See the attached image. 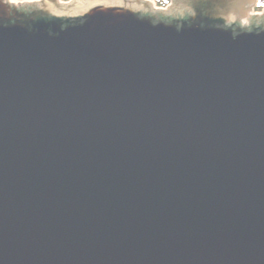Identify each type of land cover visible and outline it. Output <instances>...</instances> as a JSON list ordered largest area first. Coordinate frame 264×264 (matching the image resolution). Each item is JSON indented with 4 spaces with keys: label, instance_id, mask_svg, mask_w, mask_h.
Returning a JSON list of instances; mask_svg holds the SVG:
<instances>
[{
    "label": "water",
    "instance_id": "95a60500",
    "mask_svg": "<svg viewBox=\"0 0 264 264\" xmlns=\"http://www.w3.org/2000/svg\"><path fill=\"white\" fill-rule=\"evenodd\" d=\"M257 1L0 0V264H264Z\"/></svg>",
    "mask_w": 264,
    "mask_h": 264
},
{
    "label": "trees",
    "instance_id": "16d2710c",
    "mask_svg": "<svg viewBox=\"0 0 264 264\" xmlns=\"http://www.w3.org/2000/svg\"><path fill=\"white\" fill-rule=\"evenodd\" d=\"M10 1L16 2V3H23V2H30L34 0H10ZM149 1L154 5L155 8H158V9H163L167 7L170 2V0H149ZM263 10H264V0H258L254 12L260 13Z\"/></svg>",
    "mask_w": 264,
    "mask_h": 264
},
{
    "label": "flooded vegetation",
    "instance_id": "af4514ba",
    "mask_svg": "<svg viewBox=\"0 0 264 264\" xmlns=\"http://www.w3.org/2000/svg\"><path fill=\"white\" fill-rule=\"evenodd\" d=\"M38 1H40V0H34V1L23 2V3H35V2H38ZM9 2H10V3H14V4H23V3L11 2L10 0H9ZM257 2H258V1H257ZM256 5H257V4H256ZM170 6H171V2H170L169 5H168L167 7H165V8H168V7H170ZM255 7H256V6H255ZM255 7L253 8L252 12L250 13V17H251V16H255V15H257V14H255V12H254ZM165 8H163V9H165ZM241 25L247 27V26H249V22H248L247 20H243L242 23H241Z\"/></svg>",
    "mask_w": 264,
    "mask_h": 264
},
{
    "label": "rangeland",
    "instance_id": "374dc122",
    "mask_svg": "<svg viewBox=\"0 0 264 264\" xmlns=\"http://www.w3.org/2000/svg\"><path fill=\"white\" fill-rule=\"evenodd\" d=\"M146 1H149V0H146ZM150 2V1H149ZM60 3H69V0H60ZM170 3V2H169ZM154 6V5H153ZM155 8V7H154ZM259 14V13H257Z\"/></svg>",
    "mask_w": 264,
    "mask_h": 264
}]
</instances>
